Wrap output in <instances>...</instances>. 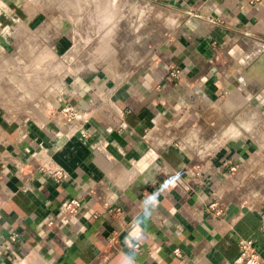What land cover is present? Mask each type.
I'll return each mask as SVG.
<instances>
[{"label": "crops", "instance_id": "0c3cea01", "mask_svg": "<svg viewBox=\"0 0 264 264\" xmlns=\"http://www.w3.org/2000/svg\"><path fill=\"white\" fill-rule=\"evenodd\" d=\"M49 2L0 0V67L31 29L58 31L29 55V101L0 84V264H235L240 239L264 260V0H123L151 10L137 27L90 0H59L54 22ZM240 104L259 123L214 143Z\"/></svg>", "mask_w": 264, "mask_h": 264}, {"label": "rangeland", "instance_id": "374dc122", "mask_svg": "<svg viewBox=\"0 0 264 264\" xmlns=\"http://www.w3.org/2000/svg\"><path fill=\"white\" fill-rule=\"evenodd\" d=\"M47 1H50L49 2L50 3L49 9L44 8L43 10L46 12V14L50 12L49 13V14H51V16L49 15L50 18H52V21L54 20V22H56L58 19V16H59L58 14L60 13V15H61V13L64 11V9L63 10L58 9L59 5H61L60 2H58L59 0H45L46 3H47ZM71 3L75 4L76 2H71ZM84 4L85 3H83V6H84ZM126 4H128V3H126ZM79 6H80V4L78 5V7ZM85 11H86V9H84V8H82V11L80 10V13L77 14L76 22L80 23V24L82 23L84 26H87L86 24H87L88 20H90V19H88V17H91L92 15L85 13ZM66 12H69V11L66 10ZM119 13L121 14V17H122V19H124V21L128 17L129 22L131 24H133L135 27H137V25H138L139 21H141V19H144V18L149 19L151 17L150 16L151 10L149 8H145V5H143V4L140 5V3H139V5H137L135 7L133 5V7L131 9L126 7L123 10V12H122V10H120ZM94 18L95 17L91 18V20H93ZM73 20H74V18H72V21ZM53 26L55 28H57L54 25V23H53ZM51 28H53V27L51 26ZM30 33L36 39V45H37L36 49H40V50H38V52L40 53L44 49L43 48L44 46L41 43V41L44 39L45 29H43V27L41 29L40 28L39 29H37V28L31 29ZM39 34H40V36H39ZM18 41H20V40H18ZM19 44L20 43H15V46L12 49V52L8 53L9 54L8 57H10L11 62H5V64H3L2 67H0V84H1V82L5 81L6 85L10 84L11 87L15 88V98L16 99H19L20 101H24V100L29 101V76L31 77V73H35V71L37 70L36 68H40L41 63H40V61H38L39 60L38 59L37 61L35 60L31 64V62H29V55L27 54V56H24L21 53V50H19V48H20ZM77 48H79V47H77ZM77 50L78 49H75V50L73 49L71 55L76 54ZM120 54H121V52L118 51L117 55L115 56V62H117L118 64H119V62H121V60H123V58H126V57H124L123 53H122V55H120ZM58 58L61 60L60 57H58ZM49 59H50V75H51L50 77L52 79L53 76H56L57 73H59V70H61L62 63L59 62V60L56 57H53L52 55H50ZM4 61H6V60H4ZM30 64H31V67L33 66V69L35 71L29 70L31 68L29 66ZM241 104L237 108L238 111L236 110L237 112L234 113V115H232V120L229 121L228 125L225 126L221 130V132H219L216 135V137L213 139L214 143L222 142L223 140H225L227 138H233V137H226V138H223L222 140L218 139L220 137V135H223V133H224V131H226V129H237V130H239L238 135L241 136L244 133H246L244 131V129L247 131V129H250L251 127H253L259 123L260 120H259L258 116H260V114H259L260 112L256 109L253 110L251 108L250 104H247L248 106L245 108ZM252 107L255 108L254 106H252ZM248 114L254 117V120L252 123L251 122L246 123V121H247L246 118H248L246 115H248ZM248 124H249V126H248ZM245 126L246 127L248 126V128H245ZM238 135L236 137H239ZM236 137H234V138H236ZM183 138L179 137L177 139V141H178V143H181V146L185 147V143L182 140ZM199 140H201V138L197 139L198 143H199ZM216 140H218V141L216 142ZM189 145L191 146V142L189 143ZM195 147L199 148V146H195ZM257 188H260V187H257ZM263 188H264V186H263ZM261 191H262V189L259 192H261ZM262 193H264V191H262Z\"/></svg>", "mask_w": 264, "mask_h": 264}, {"label": "built area", "instance_id": "2783aa9c", "mask_svg": "<svg viewBox=\"0 0 264 264\" xmlns=\"http://www.w3.org/2000/svg\"><path fill=\"white\" fill-rule=\"evenodd\" d=\"M259 0H250V3L258 2ZM51 26V25H50ZM46 25H44L43 29H45V35L44 39L41 41V43L45 46L47 44L51 45L52 38L55 37L56 33H58L57 30H54L52 28H49ZM32 35V34H31ZM33 36V35H32ZM32 36L29 37V55L32 54V51L36 49V46L32 43ZM40 36V34H39ZM49 39V40H48ZM50 47V46H49ZM70 55V54H68ZM57 58L59 62L62 63L63 58L60 57ZM29 62H32V58L29 57ZM31 66V64L29 65ZM30 68V67H29ZM179 72L177 70L173 71V75H177ZM59 115L67 122V123H73L75 121H80L81 123H84L87 121V118H85L83 112L79 111L72 105H63L58 110ZM235 167H231V170H234ZM57 179L64 178L65 175L58 169H54L51 171ZM82 199L80 197H71L67 199L60 209V214L62 217L66 220H71L78 213L80 212L82 208ZM209 207L214 211L216 215H221L223 213V210L221 207H218L217 203H211ZM52 222H48V224H51ZM14 236L11 237L13 239ZM175 254H179L178 249L175 250ZM235 264H264V260L256 250V247L254 245L253 240L251 239H240L238 242V255L234 260Z\"/></svg>", "mask_w": 264, "mask_h": 264}, {"label": "water", "instance_id": "95a60500", "mask_svg": "<svg viewBox=\"0 0 264 264\" xmlns=\"http://www.w3.org/2000/svg\"><path fill=\"white\" fill-rule=\"evenodd\" d=\"M122 2L123 0H110V4H106V1L105 0H90V7L92 6L93 8V11L94 12H107L109 14V17L108 18H114L116 19L117 17V14H120L119 11L121 10V5H122ZM104 3L108 6H102L104 5ZM112 3V4H111ZM106 9H109V10H106ZM99 17L102 18V16L99 15ZM90 17H88L89 19ZM88 24H91V22L88 20L87 22V26ZM89 29L91 28V25L88 26ZM111 28V26H110ZM92 33V32H91ZM81 47H82V50L85 52L86 49L88 50H92V48L94 47V45L92 44L91 45V42L88 41V42H81L80 43Z\"/></svg>", "mask_w": 264, "mask_h": 264}, {"label": "bare ground", "instance_id": "6f19581e", "mask_svg": "<svg viewBox=\"0 0 264 264\" xmlns=\"http://www.w3.org/2000/svg\"><path fill=\"white\" fill-rule=\"evenodd\" d=\"M78 28V27H77ZM80 45V44H79ZM243 113V112H242ZM247 113V112H246ZM245 114V113H244ZM247 116V115H246ZM252 117V116H251ZM249 118V117H248ZM247 119V118H246ZM251 119V118H250ZM250 119H248V120H250ZM252 119H254V118H252ZM252 119H251V121H252ZM248 126H249V124H248ZM248 126L246 127L245 126V128H248ZM252 129V128H251ZM245 130V129H244ZM248 131H250L249 129H247ZM258 133V132H257ZM239 134V130H237V129H226V131H224V133H223V135H220V137L218 138L219 140H222L223 138H226V137H236L237 135ZM260 135V134H259ZM225 136V137H224ZM239 136V135H238ZM222 137V138H221ZM221 138V139H220ZM218 140H216V142H217Z\"/></svg>", "mask_w": 264, "mask_h": 264}]
</instances>
